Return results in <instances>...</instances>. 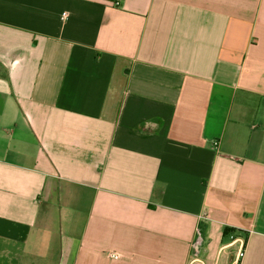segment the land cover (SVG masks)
Instances as JSON below:
<instances>
[{
	"label": "crops",
	"instance_id": "crops-1",
	"mask_svg": "<svg viewBox=\"0 0 264 264\" xmlns=\"http://www.w3.org/2000/svg\"><path fill=\"white\" fill-rule=\"evenodd\" d=\"M238 236L264 264V0H0V264Z\"/></svg>",
	"mask_w": 264,
	"mask_h": 264
},
{
	"label": "built area",
	"instance_id": "built-area-1",
	"mask_svg": "<svg viewBox=\"0 0 264 264\" xmlns=\"http://www.w3.org/2000/svg\"><path fill=\"white\" fill-rule=\"evenodd\" d=\"M66 17V14L64 15ZM203 237L201 233H199L196 242L193 244V250L196 252V255L199 256L203 251ZM232 248H234V257L232 260V264H242L243 260L246 256V248H247V240L243 236H238L232 239L231 244ZM114 259H118V255H111Z\"/></svg>",
	"mask_w": 264,
	"mask_h": 264
}]
</instances>
